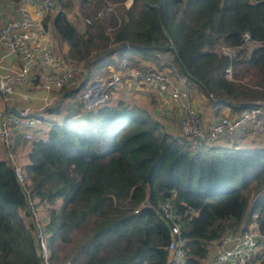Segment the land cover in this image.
<instances>
[{
    "label": "trees",
    "instance_id": "1",
    "mask_svg": "<svg viewBox=\"0 0 264 264\" xmlns=\"http://www.w3.org/2000/svg\"><path fill=\"white\" fill-rule=\"evenodd\" d=\"M117 13L96 17L81 31L64 9L52 16L67 56L86 60L81 77L72 75L57 88L58 97L70 102L62 106L57 99L46 108L59 122L28 143L22 163L51 258L76 264H201L208 244L243 220L254 222L257 242L264 241V147L237 146L234 140L246 127L223 134V145L197 149L176 128L165 129L146 108L122 97L111 102L109 96L92 109L75 100L96 76L93 69L138 53L159 69L185 75L213 105L238 112L257 99L264 105V0H131ZM244 31L248 41L258 42L250 49ZM219 42L237 48L236 79L223 75L226 57L214 49ZM169 120L173 127L170 115ZM166 198L178 215L180 260L167 248L169 222L158 207ZM257 242L247 264H264ZM0 264H37L24 193L1 153Z\"/></svg>",
    "mask_w": 264,
    "mask_h": 264
},
{
    "label": "built area",
    "instance_id": "2",
    "mask_svg": "<svg viewBox=\"0 0 264 264\" xmlns=\"http://www.w3.org/2000/svg\"><path fill=\"white\" fill-rule=\"evenodd\" d=\"M59 0H8L6 6L10 15L0 24V50L14 55L17 65L14 68L0 62V153L13 168L17 181L24 193L25 208L32 225L37 264H76L65 260L54 262L47 244L44 222L39 216L35 198L26 187L22 163L16 161L11 149L13 137L20 136L30 142L44 134L54 122H59V115L46 109L29 111L26 108L14 113L9 109L13 85L29 84L46 90L57 89L66 85L72 75L71 58L61 59L53 49L47 32V17L51 10H57ZM131 0H127V6ZM110 9V4L103 5L96 13L103 14ZM89 22V19H85ZM244 39L249 35L243 32ZM217 53L226 57L223 75L233 79L232 63L237 48L224 42L216 44ZM3 55H0L2 57ZM162 70L153 66H135L123 56L115 61V68L106 75H96L80 87L75 95L83 109H92L103 103L113 91L121 90L123 80L131 79L141 83L146 89L159 93L170 105L169 114L177 131L191 139L195 148L204 144L220 142L223 134H235L246 125L257 131L264 127V105L260 100L234 115H220L210 125H202L200 115L192 104L190 88L184 83L185 75H180L169 68ZM161 216L169 222L167 248L173 253L174 260L184 256L179 236L177 212L173 209L170 198L159 204ZM256 232L239 228L225 231L214 241L215 254L207 264H247L249 256L257 242Z\"/></svg>",
    "mask_w": 264,
    "mask_h": 264
},
{
    "label": "crops",
    "instance_id": "3",
    "mask_svg": "<svg viewBox=\"0 0 264 264\" xmlns=\"http://www.w3.org/2000/svg\"><path fill=\"white\" fill-rule=\"evenodd\" d=\"M7 1L8 0H0V24L2 23V21L5 17L10 15L9 9L6 6ZM54 12L55 11L51 10V12H50L51 15L47 18V32L51 38V44L53 45V47L55 46V43L53 41L51 31L48 28V21H49V18L51 16H53ZM68 20H69V18H68ZM53 31H55L54 28H53ZM60 40H61L60 43L62 44V47H63V51L67 55L68 46L64 40H62V39H60ZM0 55H3L2 57H0V62L3 65L8 66L10 68L16 67L17 61H16L14 55H12L10 53H6V52L1 51V50H0ZM128 56H129L128 58H129L130 62L133 65L153 66V67L157 68V65L155 64V62L152 59L143 58L138 53H130ZM115 61H116V57H114V66H115ZM112 64L104 65V66L100 67L99 69H102L104 67L105 68L106 67H109V68L114 67V66H109ZM160 69L168 71L167 70L168 68L163 67ZM94 75H102V74H94ZM19 85L20 86L16 87L15 90L13 89V93L11 95L10 104H9L10 110L15 109L18 112L19 109L21 110L24 108H26L29 111H35V110H39L42 108L46 109V108L50 107V106H48L49 102H53L52 105H54L55 101L57 99L59 100L60 103L62 102L61 103L62 106L66 105L70 102V101L65 102L64 100H66V99L61 98V97L59 98L58 95L57 96L55 95V97L52 98L49 93L53 89L46 90V89H43V88H40L37 86H33V85H29V84H19ZM22 87L27 92H20V94H19L18 92L20 91V89ZM36 89H42L45 91V93L41 94V95L39 93L38 96H36V94H33L36 91H32V90H36ZM28 93H31L29 99H28ZM191 94H192V104H193L194 108L196 109V111L199 113L201 123L204 126L210 125L220 115H224V114L234 115L238 112V111H235L234 109H232L230 106H227V105L219 106V107L216 105H213L208 100V97L205 94L197 91L196 89H193ZM110 96H111V98H110L111 102H113L118 97H122L123 99H125V101H129V102L135 103L139 106H143L144 108L147 109L149 114L151 116H153L154 118H156L158 121H160L163 124L164 128L167 130H170V129L172 130V129L176 128L175 125L172 127V125L169 122L170 121L169 120V114L171 113V111H170V105L168 104L167 101H165L166 98H164L159 93H156L153 90L146 89L139 82H133V80H131V79H125L123 84L121 85V90L116 91V92L113 91ZM245 127H246L245 134L234 140V142L237 144V146L259 145V146L264 147V127L260 130H257V131L252 130L247 125ZM13 139H14V142H16L18 144L17 147H19L20 150L23 152V158L20 159L19 162H21V163L26 162V150L28 149V142L22 140L20 138V136H16V135L13 137ZM226 141H230V140L226 139ZM223 143H225V140L222 138L220 140V144L223 145ZM251 225H255V223L251 222V224H249L248 226H251ZM239 226L240 227L243 226L242 223ZM211 245L213 246V242L208 244L207 255L205 257L200 258L201 264H207V262L215 254L216 249L214 246L212 247Z\"/></svg>",
    "mask_w": 264,
    "mask_h": 264
},
{
    "label": "rangeland",
    "instance_id": "4",
    "mask_svg": "<svg viewBox=\"0 0 264 264\" xmlns=\"http://www.w3.org/2000/svg\"><path fill=\"white\" fill-rule=\"evenodd\" d=\"M107 3L110 4V9L108 11H106L105 13L96 16L97 11L103 5H106ZM126 4H127V0H122V1H113V0H60V1H58L57 10L58 9H64L66 11V15L69 18V20L76 26V28L78 30L81 31V29H84L86 27L90 29V25L93 23V21L95 20L94 18H96V17H98L100 19L106 18L108 16L118 17V13L117 12L119 11L120 5H123L124 7H127ZM53 11H56V10H53ZM50 15L51 14H49L48 17ZM86 18L89 19V22L85 21ZM48 28L51 31V34H52V37H53V41L55 43V46L53 47V49L54 48L56 49V50L55 49L54 50L57 52V54L59 55V57L61 59H65L68 56L63 51L62 44L60 43V41H61L60 37L55 33V31H53L52 16L49 18ZM110 31H111V29L107 28V32H110ZM245 40L248 41V39H245ZM257 43L258 42H256V41L249 40L246 43V46H247L248 49H250ZM214 49L217 52V46L216 45H215ZM236 54H237V50H236ZM236 54H235V58H236ZM85 60L72 59V61H70L71 65L73 67V75L78 74L79 77L82 76ZM109 66H114V63L112 65H109ZM135 66H138V65H135ZM114 68H115V66L114 67H110V68L109 67H106V68L104 67V68L98 69V70L93 69V72L95 74L106 75L109 70L114 69ZM169 70L172 71V72L174 71L171 68H169ZM232 72H233V79L235 77L236 78L239 77V75L235 76L234 63H232ZM180 75H183V74H180ZM187 81L188 80L185 79L184 83H186V85L190 88V91L192 93V90L195 89V87H194V85H192L193 83H189ZM122 84H123V82H122ZM18 86H20V85L19 84L13 85V89L15 90L16 87H18ZM32 91H36L35 93H33V94H36V96H38L39 93H40V95L45 93V91L42 90V89H36V90H32ZM20 92H27V91L22 87L18 93L20 94ZM59 93H60V90L53 89V90H51V92L49 94L53 98V97H55V95L57 96ZM30 95H31V93H28V99L30 98ZM52 103L53 102H49L48 106H52ZM17 145L18 144L16 142H14V141L11 142V149H12L14 155H15V159H16V161H20V159L23 158V152L20 150L19 147H17ZM242 225L243 226H241V227L239 226V227L240 228H244V226H245L244 229L249 228L252 231H254V229L256 228L255 225H251V226H248L249 224L246 225V221L244 222V220L242 221ZM239 227L236 228V230H238ZM230 231H235V230H230ZM62 245L64 246V248L62 250H65V244L62 243ZM257 245H258V247L256 246L257 250H255V252H258V253H260L261 255L264 256V241H263L262 238H260L258 240ZM65 260H67V259H65ZM57 262H60V261H57Z\"/></svg>",
    "mask_w": 264,
    "mask_h": 264
},
{
    "label": "water",
    "instance_id": "5",
    "mask_svg": "<svg viewBox=\"0 0 264 264\" xmlns=\"http://www.w3.org/2000/svg\"><path fill=\"white\" fill-rule=\"evenodd\" d=\"M162 32H163L164 35L169 39V34L167 33V31H166L165 29H162ZM169 47L172 49V51H173V53H174L176 59L178 60V62H179L182 66H184L183 63H182V61H181V58H180L179 55L177 54V50H176V48H175L174 42H173L171 39H169ZM187 74H188V73H187ZM211 98H213V97H211ZM213 99H215V100H217V101H222V100H224L223 98H218V97H215V98H213ZM252 103H253V102H251L250 104H252ZM12 110H13L14 113H17V110H15V109H12Z\"/></svg>",
    "mask_w": 264,
    "mask_h": 264
}]
</instances>
